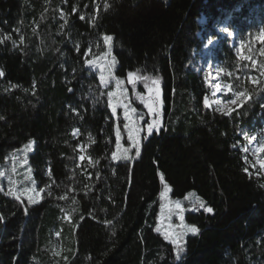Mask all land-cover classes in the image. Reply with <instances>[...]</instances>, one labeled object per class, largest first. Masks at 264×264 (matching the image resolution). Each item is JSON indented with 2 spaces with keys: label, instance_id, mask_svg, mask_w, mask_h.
Returning <instances> with one entry per match:
<instances>
[{
  "label": "trees",
  "instance_id": "trees-1",
  "mask_svg": "<svg viewBox=\"0 0 264 264\" xmlns=\"http://www.w3.org/2000/svg\"><path fill=\"white\" fill-rule=\"evenodd\" d=\"M202 16L256 28L264 0H0V264H264V174L240 137L254 109L225 115L204 105ZM105 36L117 79L130 76L140 92L152 80L160 87L161 124L139 131L136 145L85 64ZM116 126L125 160L112 159ZM30 139L34 203L15 192L21 169L5 164ZM161 180L171 198L193 191L213 209L185 211L198 234L179 244V259L157 229Z\"/></svg>",
  "mask_w": 264,
  "mask_h": 264
},
{
  "label": "rangeland",
  "instance_id": "rangeland-1",
  "mask_svg": "<svg viewBox=\"0 0 264 264\" xmlns=\"http://www.w3.org/2000/svg\"><path fill=\"white\" fill-rule=\"evenodd\" d=\"M96 3H98V0H96ZM199 22L202 30L199 33L200 48L196 53V66L197 73L202 78L207 92L205 96L209 101L207 108L224 114L231 113L230 110H236L242 106H246V108L253 107L254 115L250 127L243 129L240 133L243 141L242 151L252 169L264 174V167H261V162H264V151L257 150L264 146V23L256 28L235 31L229 29L226 23L221 22L219 19L211 22L202 16ZM224 29H227V32ZM105 42L106 47L99 54L94 55L89 51L86 53L87 60L85 64L88 68L97 72L100 85L107 93L108 106L110 99L112 105L115 106V112L109 107L115 120L117 119V108L121 106V117L123 128L126 131V139L130 145H136L139 131L141 135L147 137L149 135L147 131L148 124L155 125L153 130H157L161 124L158 122L162 109L160 87L155 80H152L144 88V91L140 92L134 87L135 80H131L130 76L125 81L117 79L112 74L115 60L107 46L108 41ZM87 61L92 63H86ZM101 77H103V80H101ZM127 84L131 86L130 89L127 88ZM216 84H220L222 89L231 88V91L227 94L223 91L216 92ZM235 92H241L247 96V99L239 107L228 103V101L234 99ZM109 93L113 94L111 98L108 95ZM130 97L142 105L147 116H136V109L125 101V98L128 101ZM149 106L152 108L151 112ZM125 111L129 112L127 120L124 116ZM125 125H128V128ZM129 129L132 131V139L129 138ZM117 132L119 130L116 126L114 128L115 157L112 154L113 161L125 160L129 156V151L124 150L121 146L120 136L119 143H117ZM76 134L77 132L74 131V135ZM29 141L32 142L31 148L27 147ZM33 146L34 140H28L8 155L5 161V164L12 171L17 167L18 170L21 169L19 179L15 178L14 172H12L13 186L15 192L19 187V195L32 203L40 199V190L37 188L31 169L28 166V156L33 151ZM78 150L80 153L79 158L84 157L85 147L79 146ZM5 175L6 170L3 166L0 170V181ZM165 188L168 190L165 191ZM161 192H165L163 197L160 196ZM159 199L164 207H160L157 229L165 237H168L167 241L172 244H174L173 241H176L180 244L190 234L187 232V227L192 226L184 220L185 211L192 208L191 204H200L201 202L193 191L187 192L182 198H171L169 188L162 180ZM177 202L180 204V209L176 208ZM184 204L188 205L185 206ZM181 216L183 220L180 219Z\"/></svg>",
  "mask_w": 264,
  "mask_h": 264
},
{
  "label": "snow or ice",
  "instance_id": "snow-or-ice-1",
  "mask_svg": "<svg viewBox=\"0 0 264 264\" xmlns=\"http://www.w3.org/2000/svg\"><path fill=\"white\" fill-rule=\"evenodd\" d=\"M106 7H107V5H106ZM224 31L227 32V29H224ZM104 39H105V41H108V40L111 39V37L105 36ZM86 63H92V62L91 61H87ZM0 75H2V73H0ZM101 80H103V77H101ZM215 90H216V92H222L223 91V92H225V94H227V92L231 91V88L222 89L221 86H220V84H216L215 85ZM108 95L111 98L113 94L112 93H109ZM246 99H247V96L244 93L235 92L234 93V99L228 101V103L234 104L237 107H239L241 104L244 103V101ZM204 104H205L206 107L209 105V101H208L207 97H205ZM109 107L112 108L113 112H115V106L112 105L111 99L109 100ZM132 111L134 112L135 110L133 109ZM149 111L150 112L152 111L151 106H149ZM230 111H234V109H232ZM224 114L227 115L229 113H224ZM124 116H125V119L127 120L129 118V112L128 111H125ZM125 127L128 128V125H125ZM154 127H155V125L154 124H151V123L147 125V131H148L149 134H152L153 133V128ZM157 131H158V129H157ZM129 138L130 139L133 138L132 137V131H131V129H129ZM117 143H119V132H117ZM31 146H32V142L29 141V144H28L27 147L31 148ZM257 150L258 151H264V146H262L261 148H259ZM138 151H139V149H138ZM245 151H246V149H245ZM113 157H115V153H113ZM80 159L83 160L84 157L81 156ZM261 167H264V162H261ZM245 171H247V169H245ZM161 179H163V177H161ZM167 190L168 189L165 188V191H167ZM164 195H165V192H161L160 193V196L161 197H163ZM201 206L204 207L203 206V202H201ZM161 207L163 208L164 206L161 205ZM176 208L177 209H180L179 202H177ZM204 211L206 213L213 214V209L211 207H204ZM180 219L183 220V217L181 216ZM187 232L190 233V234H192V235H196V234H198V229H197L196 226H190V227H187ZM165 238L168 239L167 236ZM173 243L176 245V255H177V258L179 259L180 255L186 250V248L184 246H181L178 243H176V241H173Z\"/></svg>",
  "mask_w": 264,
  "mask_h": 264
}]
</instances>
